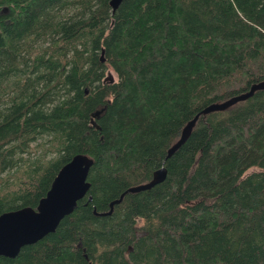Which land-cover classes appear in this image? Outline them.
Returning <instances> with one entry per match:
<instances>
[{"label":"trees","instance_id":"trees-1","mask_svg":"<svg viewBox=\"0 0 264 264\" xmlns=\"http://www.w3.org/2000/svg\"><path fill=\"white\" fill-rule=\"evenodd\" d=\"M261 80L264 0H0V213L92 158L75 208L0 264H264V88L167 153Z\"/></svg>","mask_w":264,"mask_h":264},{"label":"water","instance_id":"water-1","mask_svg":"<svg viewBox=\"0 0 264 264\" xmlns=\"http://www.w3.org/2000/svg\"><path fill=\"white\" fill-rule=\"evenodd\" d=\"M120 1L109 0L112 10H115ZM106 77L112 78L109 72ZM258 88H264V80L251 84L245 92L232 95L222 101L212 102L203 107L184 125L179 138L168 149V155L184 141L200 113L223 109L238 100L247 98ZM102 111L103 107L97 108L92 112V115L98 117ZM91 163L92 158L88 155L74 154L60 167L46 194L39 199L36 208L23 206L0 213V255L15 256L21 246L35 242L47 233L54 231L61 218L75 208L77 200L87 194L90 186L87 175ZM165 176V167H159L150 180L128 186L118 198L110 201L109 210L101 213H110L113 204L119 202L125 192L149 188L162 181ZM90 199L91 196L88 197V200ZM94 212H96L95 209Z\"/></svg>","mask_w":264,"mask_h":264},{"label":"rangeland","instance_id":"rangeland-1","mask_svg":"<svg viewBox=\"0 0 264 264\" xmlns=\"http://www.w3.org/2000/svg\"><path fill=\"white\" fill-rule=\"evenodd\" d=\"M41 41H42L41 38H39L38 41H37V43H41ZM108 72H109L110 75L112 76L113 80H116V79H117L116 72H115L113 69H109V68H108V69L106 70V76H107ZM49 139H50V135H44V136L39 137V138L36 140V142H39V141H45V145L48 146V145L50 144ZM33 144H34V143H33ZM42 153H43V150H42L41 148H38L37 151L32 152V153L30 154V157H31V158H34L35 156H38L39 154H42ZM51 155H52V153H51L49 150H46V152H44V154H43V157L48 158V157L51 156ZM2 174H5V172L2 173ZM2 174H0V175H2ZM2 186H3V182L0 183V188H1Z\"/></svg>","mask_w":264,"mask_h":264},{"label":"flooded vegetation","instance_id":"flooded-vegetation-1","mask_svg":"<svg viewBox=\"0 0 264 264\" xmlns=\"http://www.w3.org/2000/svg\"><path fill=\"white\" fill-rule=\"evenodd\" d=\"M107 78H109V77H107ZM109 79H110V80H113V78H111V77H110Z\"/></svg>","mask_w":264,"mask_h":264}]
</instances>
